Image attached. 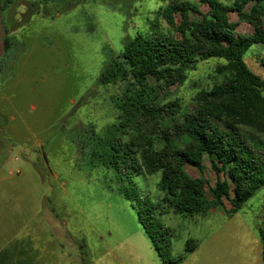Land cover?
Wrapping results in <instances>:
<instances>
[{
  "label": "rangeland",
  "instance_id": "rangeland-1",
  "mask_svg": "<svg viewBox=\"0 0 264 264\" xmlns=\"http://www.w3.org/2000/svg\"><path fill=\"white\" fill-rule=\"evenodd\" d=\"M167 2L0 0V251L22 247L26 264L30 256L35 259L37 249L42 264H169L152 245L132 203L111 184L112 170L76 168L69 133L58 135L67 116L66 129L88 122L102 129L115 120L112 96L121 92L120 85L101 84L98 78L130 39L167 31L159 14ZM191 17L198 20L201 15L192 11ZM230 17L237 20L235 12ZM237 30L250 33L251 27L241 22ZM245 61L264 79V44L250 47ZM222 63L219 58L199 61L182 85L171 88L170 98L189 104L201 88L222 79L215 71ZM29 123L37 128L35 146L20 144ZM44 141L62 154L47 151ZM29 154L36 157L43 179L24 160ZM207 164L206 176L214 184L216 174ZM134 179L144 195L156 199L159 173ZM44 195L54 208L49 217L66 222L63 228L73 237L72 248L63 239L65 232L56 233L57 227L45 218ZM160 218L172 233V257L185 254L188 239L197 243L178 264H264V185L233 214L211 209L193 218L171 212ZM71 250L73 257L68 256Z\"/></svg>",
  "mask_w": 264,
  "mask_h": 264
},
{
  "label": "trees",
  "instance_id": "trees-1",
  "mask_svg": "<svg viewBox=\"0 0 264 264\" xmlns=\"http://www.w3.org/2000/svg\"><path fill=\"white\" fill-rule=\"evenodd\" d=\"M163 1L168 2L159 14L167 31L130 39L98 78L120 85L112 96L115 120L102 129L92 122L66 129L67 116L58 135L69 133L77 167L112 170L111 184L132 203L159 256L178 264L197 243L188 239L185 254L172 257V233L161 214H233L264 185V79L245 61L250 47L264 44V0ZM192 11L201 18L192 19ZM241 22L250 33L237 30ZM212 58L225 60L215 69L221 80L201 88L187 105L170 98L171 88L182 85L199 61ZM45 148L54 149L50 141ZM207 160L214 184L206 176ZM157 173L153 200L134 178ZM0 264H10L8 251L0 252Z\"/></svg>",
  "mask_w": 264,
  "mask_h": 264
},
{
  "label": "crops",
  "instance_id": "crops-1",
  "mask_svg": "<svg viewBox=\"0 0 264 264\" xmlns=\"http://www.w3.org/2000/svg\"><path fill=\"white\" fill-rule=\"evenodd\" d=\"M6 1V3L7 4H9L10 3V1L11 0H5ZM4 10V9H3ZM10 9H9V14H10ZM8 14V16H10ZM251 32V31H250ZM33 109H35V107H32ZM10 120L11 121H16V119H15V116H12L11 115V118H10ZM24 124V123H23ZM61 124V123H60ZM36 129L37 128H35V126H33L32 124H28V125H26L25 124V126H24V130L23 131H25L26 132V136L28 137V139H27V137H26V139L24 138V142H20V144L21 145H29V144H31V146H35V142H34V140L35 139H38L37 137H36ZM48 129H51L50 127H48ZM26 141H28V142H26ZM31 141V142H30ZM68 141V140H67ZM32 142H34V143H32ZM42 143V142H41ZM43 146L45 147V145H46V142L44 141L43 142ZM71 146V145H70ZM71 149L73 150V148L71 147ZM49 152H51V151H49ZM52 152H59L58 151V148L57 147H55L54 149H53V151ZM73 152H74V150H73ZM62 154V152H59L58 154H57V156L56 157H59L60 155ZM31 155V156H30ZM74 155H76L75 154V152H74ZM50 156V155H49ZM53 157H55V156H53ZM16 159H18V157H15ZM35 159H36V157H32V154H29V156H27V159H24L25 161H28V162H30L31 163V165H32V167L35 169V171L38 173V175L42 178V176H41V172L39 171V169H38V167H36L35 166ZM65 160V159H64ZM66 161H68V162H70L69 160H66ZM74 164H75V162L74 161H72V163H71V166L74 168L75 166H76V168H77V165H75L74 166ZM75 169V168H74ZM55 175H56V179L57 178H60V175H59V173L57 172V171H55ZM43 179V178H42ZM62 181V180H61ZM61 184L63 185L64 184V181H62L61 182ZM43 201H44V210H45V218L47 219V221L49 222V224L51 225V226H56L57 227V231H56V233L58 232V231H62V232H65V237L63 238L66 242H68V244L71 246V248L73 247V245H74V240H73V237H72V235H70V233L68 232V230H65L64 228H63V225H64V223H65V225H66V222H62V221H59V219L58 220H56L57 219V217H55V218H50L49 217V215L51 216V215H53L52 214V212H51V210L52 211H54V208H52L50 205L48 206V204H47V202L48 201H51V199H50V197H48V196H46V195H44V198H43ZM49 203V202H48ZM56 216V215H55ZM62 224V225H61ZM82 246H81V252H80V255H81V257H83V252H82V247H83V244H81ZM13 251L14 253H12L11 251ZM42 250L43 251H45V247L43 246L42 247ZM2 251H8V259H9V262H10V264H26V256L24 257V252H23V248L22 247H17V246H12V247H6V248H4V249H2L0 252H2ZM37 251H38V254L36 255V257H35V259L33 258V256H30L31 257V259H30V261H29V263L30 264H42L43 262H42V260H41V256H42V254L39 256V249H37ZM72 250H71V252H70V254H68V256H70V257H73V255H72ZM62 254H63V256H66V253L64 252H62ZM15 256V260H13L12 259V257H14ZM28 262V261H27ZM86 264V263H85Z\"/></svg>",
  "mask_w": 264,
  "mask_h": 264
}]
</instances>
